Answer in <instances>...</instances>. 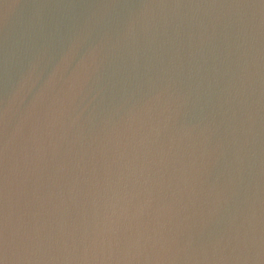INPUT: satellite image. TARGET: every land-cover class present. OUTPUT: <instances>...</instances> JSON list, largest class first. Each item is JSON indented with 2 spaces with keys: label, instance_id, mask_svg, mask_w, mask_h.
I'll list each match as a JSON object with an SVG mask.
<instances>
[{
  "label": "water",
  "instance_id": "95a60500",
  "mask_svg": "<svg viewBox=\"0 0 264 264\" xmlns=\"http://www.w3.org/2000/svg\"><path fill=\"white\" fill-rule=\"evenodd\" d=\"M0 264H264V0H0Z\"/></svg>",
  "mask_w": 264,
  "mask_h": 264
}]
</instances>
